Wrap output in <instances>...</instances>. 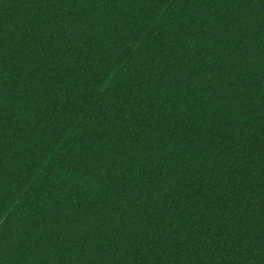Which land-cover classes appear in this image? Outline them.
Returning a JSON list of instances; mask_svg holds the SVG:
<instances>
[{
  "label": "trees",
  "instance_id": "obj_1",
  "mask_svg": "<svg viewBox=\"0 0 264 264\" xmlns=\"http://www.w3.org/2000/svg\"><path fill=\"white\" fill-rule=\"evenodd\" d=\"M0 264H264V0H0Z\"/></svg>",
  "mask_w": 264,
  "mask_h": 264
}]
</instances>
